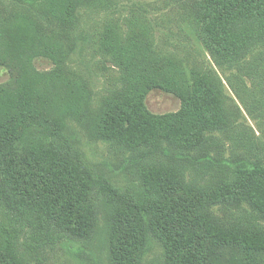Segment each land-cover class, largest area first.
Segmentation results:
<instances>
[{"label":"trees","instance_id":"1","mask_svg":"<svg viewBox=\"0 0 264 264\" xmlns=\"http://www.w3.org/2000/svg\"><path fill=\"white\" fill-rule=\"evenodd\" d=\"M191 1L190 20L217 59L236 61L264 43V0ZM18 2L27 9L0 12V67L9 73L0 83V264H37L40 252L93 239L103 207L110 264H141L153 244L167 264H264V162L233 161L234 178L208 187L175 168L200 160L193 151L219 120L212 82L197 68L189 76L182 60L161 59L141 32L124 41L107 28L97 44L123 84L92 108L86 82L67 61L76 50L79 8L94 0ZM37 58L52 68L38 70ZM154 89L178 96L182 108L152 112L146 99ZM74 124L138 152L121 167L106 164L108 175L86 160ZM145 148L174 164H144ZM126 170L138 173L139 189L110 177ZM245 204L260 227L229 225L215 213Z\"/></svg>","mask_w":264,"mask_h":264},{"label":"rangeland","instance_id":"2","mask_svg":"<svg viewBox=\"0 0 264 264\" xmlns=\"http://www.w3.org/2000/svg\"><path fill=\"white\" fill-rule=\"evenodd\" d=\"M191 0H94L79 8V22L73 34L76 50L70 55L67 66L76 78L80 76L91 92L90 106L99 107L100 100L110 95L123 84L119 69L102 52L98 43L106 29H113L127 41L135 32L147 37L161 59L177 58L190 68H197L200 76L211 81L217 92L219 120L205 132V143L193 153L200 158L195 163L180 162L177 172L192 184L212 186L221 180L233 179L230 163L240 159L264 162V43L250 48L238 60L222 61L207 51L199 38V29L190 20ZM26 10L27 6L16 0H0V12ZM220 61V63H218ZM38 70L52 68V63L43 58L35 60ZM9 79V73L0 67V83ZM99 103V104H98ZM148 108L157 114L175 113L182 108V100L173 93L152 90L146 99ZM72 131L86 160L98 165L108 175L112 172L106 164L121 167L129 156L138 151H129L123 145L111 143L94 136L89 130L74 124ZM82 131V132H81ZM148 152L144 164H174L161 156L154 148ZM207 156V157H206ZM214 161V162H212ZM117 185L140 187V178L134 170H126L110 176ZM107 210L100 212V228L93 239L67 240L49 252H40L38 264H110L106 236L108 232ZM215 213L227 224L235 222L260 227L263 221L248 204L240 210L216 208ZM6 218L0 210V220ZM253 224H257L254 226ZM141 264H167L163 250L153 244L150 253Z\"/></svg>","mask_w":264,"mask_h":264}]
</instances>
